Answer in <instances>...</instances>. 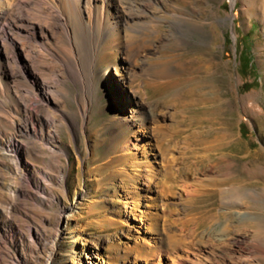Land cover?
Segmentation results:
<instances>
[{"label":"rangeland","instance_id":"obj_1","mask_svg":"<svg viewBox=\"0 0 264 264\" xmlns=\"http://www.w3.org/2000/svg\"><path fill=\"white\" fill-rule=\"evenodd\" d=\"M94 14L77 47L96 90L69 78L54 15H17L45 34L1 35L19 50L0 51V264H264V0H103ZM127 61L171 81L147 88L144 126L113 83ZM19 62L55 85L52 108L11 80Z\"/></svg>","mask_w":264,"mask_h":264},{"label":"bare ground","instance_id":"obj_2","mask_svg":"<svg viewBox=\"0 0 264 264\" xmlns=\"http://www.w3.org/2000/svg\"><path fill=\"white\" fill-rule=\"evenodd\" d=\"M101 2H103V0H37L38 4H35V2H33L31 4H27L28 0H0V51H1V48H4L7 44H10L16 50H19V43L17 42L15 37L13 39L7 35H6V38H3L1 36L3 34H7V27L8 26H10L14 29L17 28L18 30H22V28H20V26H18V23H19L20 25H23L24 27H27L28 29L32 30L34 35L39 34V32H42L43 34H45L43 27H40V25L33 23L32 20L34 19V16H31L28 18H23V19H17V15H19L20 13H22L24 11H25L26 15H54V21L56 23V26L58 25L59 29L67 34L68 40H70L71 43L74 44V47H75V57L76 58L73 56V58H75V59L69 63V68H68L69 69V78L76 81V82L79 81L78 84L82 82L81 86H84V89L85 88L89 89V87H92V85H93L94 77L96 74L94 72L95 70L93 68V66H94L93 65V59L91 60V62H92L91 65L88 66L87 68H84L82 63L78 59L79 55H78V47L77 46H79V43H78V42H80L79 39H82L86 44L88 41L90 42L92 39H94V35H95V28H94L95 24H94V22L96 19H95V16H93V15H95L94 10L98 9V6L101 4ZM46 4L49 5V9H46V7H45ZM34 6H37V7H34ZM90 8L92 10H90ZM76 19H78L81 23L80 28H79V26L75 25ZM11 30H13V29H11ZM34 37H35L36 41H38L40 39V36H34ZM68 44H70V43H68ZM91 45H93V44H91ZM83 46L85 47V44ZM7 47H8V45H7ZM22 47L24 48V46H22ZM28 55L32 58H34L35 56H36L35 58H37V52L35 50H32L28 53H25V56H28ZM82 55L83 54H81L80 56H82ZM87 55H88V53H87ZM93 55H95V54H93ZM93 57H95V56H93ZM8 60H9V58H8ZM19 63L21 64V70L18 73L12 72L11 77H10L11 80H13V82L15 84H18V86H17L18 89L28 90L31 93L37 94V96L40 97L42 103H44L47 106H50L52 108L53 103H54L53 99H52V95H53L52 93L55 92L54 91L55 85L54 84H48L44 81H41L39 76H37L33 72L32 68L29 64H25V63H21V62H19ZM160 64H161L160 61H158L156 63V65L161 66ZM3 67L5 68V66L0 65V71L3 69ZM83 70H86V72L88 71L87 77H85L82 74ZM137 81H139V82H137ZM135 82H137L138 84L135 85V87L131 88L132 89L130 91L131 96H130V99H128L127 96L124 94L123 88L127 84L133 85ZM170 82L171 81L163 79L160 76L151 77V76H149V74L148 75H144V73L142 75L137 74L135 72V70L133 69V67L131 66L130 61H127L126 66L123 67L122 75L118 79L114 80L113 83L116 85V90H117V93L119 96V100L126 106V108L129 111V114H130V116L128 117V118H130L129 122L133 126H137L139 124L144 126V120H143L144 108H143V106L145 104V100L147 98L149 99L147 88L148 87H152V88L163 87L165 85L170 84ZM94 84H95V82H94ZM17 87L15 88V90L17 89ZM92 88L94 89V87H92ZM18 89L15 91L16 93H19ZM94 90H96V89H94ZM179 92H175L173 94L174 95L173 97L176 98V96L179 95ZM193 92L194 91H190V93H189L190 95L188 97H191L192 96L191 94ZM185 95H186V93H185ZM191 99L192 98H190V101H191ZM186 100H188V99L186 98ZM170 101H171V99H169L168 97L164 98V100H163V102H170ZM173 102H176V101H173ZM188 103H189V100H188ZM188 103H186V104H188ZM85 115L87 116L86 113H85ZM56 120H57L56 117H53L51 122L55 124ZM161 129L162 128H160L159 130H161ZM144 131L143 132L141 131L140 133L135 132V136L137 138V139H135V141L138 144L142 141V138L140 135H144V134L148 133L147 131H145V132ZM162 136L164 137L163 134H162ZM165 138H166V136L164 137V139ZM10 147L12 148L13 152H16L18 155L22 156L21 155L22 152L20 150V145L16 141H13V143H12V145H10ZM170 174L168 175V177L170 176ZM170 178H171V176H170ZM234 240H236L237 244L242 243L239 238H236V239L234 238ZM88 259L91 260V257L88 256ZM66 260H69V253L66 257ZM53 264H56V263H53ZM87 264H90V262H88Z\"/></svg>","mask_w":264,"mask_h":264}]
</instances>
